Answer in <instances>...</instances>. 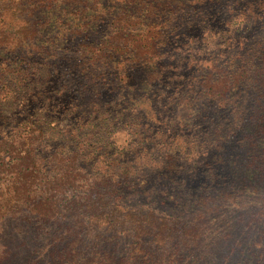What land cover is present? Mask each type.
I'll return each instance as SVG.
<instances>
[{"label": "trees", "instance_id": "trees-1", "mask_svg": "<svg viewBox=\"0 0 264 264\" xmlns=\"http://www.w3.org/2000/svg\"><path fill=\"white\" fill-rule=\"evenodd\" d=\"M56 1L0 0V50L16 51L35 37L67 29L65 37L83 36L90 60L106 61L122 49L126 62H147L165 41L156 18L167 8L177 13L194 5L202 20L212 18L213 29L219 23L226 31L238 18L240 47L230 59L216 58L204 69L205 92L199 97L228 110L230 117L223 113L227 122L222 119L215 133L217 167L208 169L214 186L193 200L192 209L177 208L172 198L165 199L167 208L152 205L156 191L151 190L159 180L150 185L148 177L140 179L141 164L129 160L128 149L91 133V124L77 127L88 131L84 145L70 133L44 152L42 145L60 126L27 118L0 140V264H264V0H135L139 8L123 12L122 6L111 16L110 37L98 42L92 30L106 19V0H59L54 10L69 9V27L62 17L37 16L50 12ZM87 12L91 19L76 21ZM139 25L141 30L133 32ZM51 40L40 51L52 49L65 58ZM23 59L14 68L0 63L3 107L40 87L37 79L51 67ZM191 116L205 122L196 108ZM83 152L93 159L90 168L83 164ZM181 169L169 162L168 180L178 183Z\"/></svg>", "mask_w": 264, "mask_h": 264}, {"label": "rangeland", "instance_id": "rangeland-1", "mask_svg": "<svg viewBox=\"0 0 264 264\" xmlns=\"http://www.w3.org/2000/svg\"><path fill=\"white\" fill-rule=\"evenodd\" d=\"M58 1L49 8L50 12L37 16L53 17L54 20L62 17L67 22L73 19L69 9L61 13L54 10ZM115 1L112 5V0H106L109 3L104 12L106 19L93 27L95 37L91 38H96V42L110 37L113 31L111 16L122 6L125 7L123 12H135L139 8L135 0ZM58 5L63 10L62 5ZM192 7L177 13L167 8L156 18L164 34L162 41H165L159 47L160 52L147 62H126L127 55L121 52L123 43L119 45L121 50L112 54L113 58L90 60L83 53V36L69 34L65 37L62 30L67 29L35 37L16 51L1 49L0 63L13 68L19 66L23 58H30L38 66L51 67L37 79L42 85L34 92L20 95L5 107L0 105V140L24 120L35 116L41 122H57L60 126L58 135L44 143L42 151L53 150L70 133L75 134L81 146L89 135L88 131L77 127L91 124V133L107 136L119 149H128L129 160L141 164L140 179L148 177L150 185H154L153 179L159 180L160 184L151 190L156 191V197L150 202L152 205L167 208L165 199L172 198L180 205L177 208H194L193 200L214 186L208 169L213 164L217 167L214 163L217 153L215 133L218 123L222 119H226V123L230 117L228 110L213 101L199 99L205 92L203 82L207 74L204 69L216 58L225 62L234 55V50L239 49L235 31L240 27L237 17L241 14L235 15L237 23L233 24V30L226 31L219 23L213 29L212 18L210 22L202 20L200 11L194 5ZM88 13L82 15L84 20L76 21L87 22L92 18ZM262 18L264 20V13ZM16 21L19 20H10L11 23ZM197 22H200L198 28H189V24ZM72 24L73 20L69 21L68 27ZM209 25L211 28L207 27ZM142 27H135L133 32H139ZM51 39L61 46L58 50L64 52L65 58L54 56L52 49L40 51L39 46L48 48L45 40ZM195 108L201 116L206 115L205 122L200 121L201 117L193 120L195 114H191ZM196 116L199 115L196 113ZM83 153V164L90 168L93 159ZM170 153L171 161L168 160ZM169 162L182 168L175 179L178 183L168 180L166 167ZM146 199L144 197L143 202H147Z\"/></svg>", "mask_w": 264, "mask_h": 264}]
</instances>
